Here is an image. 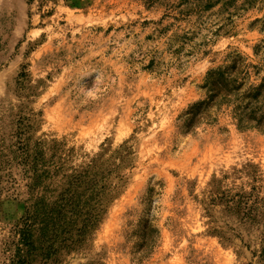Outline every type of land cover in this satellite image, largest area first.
<instances>
[{
	"label": "rangeland",
	"instance_id": "1",
	"mask_svg": "<svg viewBox=\"0 0 264 264\" xmlns=\"http://www.w3.org/2000/svg\"><path fill=\"white\" fill-rule=\"evenodd\" d=\"M259 88L264 0H0V264H264Z\"/></svg>",
	"mask_w": 264,
	"mask_h": 264
},
{
	"label": "trees",
	"instance_id": "2",
	"mask_svg": "<svg viewBox=\"0 0 264 264\" xmlns=\"http://www.w3.org/2000/svg\"><path fill=\"white\" fill-rule=\"evenodd\" d=\"M229 85V82H225ZM263 95V96H262ZM244 107L240 113L241 122L254 123L258 129H264V94L261 89H255L252 94L243 100ZM248 101V102H245ZM53 212L41 213L40 211L27 212L26 217L16 226L14 235L17 240L9 245L6 252H10L8 264H34V252L37 250L35 231L36 225H42V231L47 230L49 222L53 220ZM41 231V230H40ZM51 250L53 245L50 246Z\"/></svg>",
	"mask_w": 264,
	"mask_h": 264
}]
</instances>
